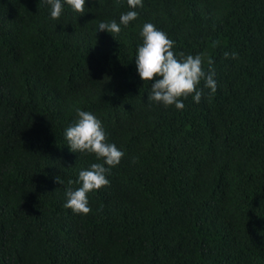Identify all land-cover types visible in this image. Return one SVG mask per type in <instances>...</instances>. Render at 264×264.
<instances>
[{"label": "trees", "instance_id": "trees-1", "mask_svg": "<svg viewBox=\"0 0 264 264\" xmlns=\"http://www.w3.org/2000/svg\"><path fill=\"white\" fill-rule=\"evenodd\" d=\"M146 22L211 64L214 94L202 80L183 110L148 101ZM78 108L125 153L87 215L64 207L103 162L67 144ZM0 264H264V0H86L58 20L45 0H0Z\"/></svg>", "mask_w": 264, "mask_h": 264}, {"label": "clouds", "instance_id": "clouds-1", "mask_svg": "<svg viewBox=\"0 0 264 264\" xmlns=\"http://www.w3.org/2000/svg\"><path fill=\"white\" fill-rule=\"evenodd\" d=\"M50 6V16L58 20L63 11L64 3L74 11L85 13L86 0H45ZM130 8L143 7V0H127ZM137 11L122 13L119 23L100 22L98 31L107 30L109 33L119 34L121 25L128 26L138 18ZM142 43L137 49L135 57L137 70L143 81H151V91L148 94L149 102L162 103L165 107L175 106L179 110L185 108L183 99L192 96L196 103H200L204 96L203 88L198 86L204 81V88L210 89V94L217 91L215 69L209 65L205 71L203 59L200 55L179 56L173 51L175 42L170 39L166 32L158 29L155 24L146 22L140 32ZM225 58L236 59V53L224 52ZM76 121L66 128L64 137L72 152H87L94 154L102 163H93L87 170L79 172L81 186L73 190L65 191L66 202L64 207L74 213L87 215L92 209L89 206L88 194L110 184L107 175L111 168L120 164L125 153L115 143L108 142L102 121L93 113L76 109ZM107 165V167L105 166ZM56 182L62 184L59 176ZM73 183L69 181V184Z\"/></svg>", "mask_w": 264, "mask_h": 264}]
</instances>
